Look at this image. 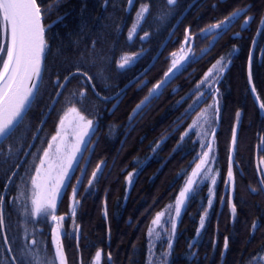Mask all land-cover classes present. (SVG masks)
Returning a JSON list of instances; mask_svg holds the SVG:
<instances>
[{"label":"trees","instance_id":"16d2710c","mask_svg":"<svg viewBox=\"0 0 264 264\" xmlns=\"http://www.w3.org/2000/svg\"><path fill=\"white\" fill-rule=\"evenodd\" d=\"M144 3H149V11L129 40L134 17ZM38 5L42 9L46 41L43 76L24 123L4 145L5 149L13 146V159L0 165V190L11 172H16L7 194L0 191L6 195L0 211L11 226L9 237L15 239L16 247L27 246L24 252L28 264H58L51 239L53 222L50 217L32 215L31 178L59 120L71 107L92 119L95 128L73 170L71 182L57 202L55 214L69 216L73 186L79 182L75 197L79 203L74 215L78 238L70 264H91L98 251L101 264L109 261L147 264L149 226L157 214L175 201L198 161L199 143L192 133L186 136L184 133L211 100L208 97L206 102L194 106L200 93L197 85L221 57L225 63L230 61V65L215 85L220 113L215 139L214 171L218 180L214 203L208 209L206 184L187 201L166 264H263L264 191L253 193L251 188H260L261 164L264 170V119L250 93L247 61L264 16V0H177L172 6L166 5V0H133L131 4L129 0H38ZM237 10H242V15L209 49L215 35L210 26ZM183 14L153 66L137 78ZM248 17L252 18L251 23L243 27ZM186 29L192 58L158 90L161 92L158 98H152L130 119L136 106L171 66L172 53L179 52L185 44ZM145 33L148 36L141 40ZM254 51L252 86L262 102L264 32L260 33ZM125 55L138 56L131 65L118 70L117 62ZM94 58L97 67L101 64L109 67L96 81L100 95L96 96L89 85L85 97H79V91L83 90L78 86L81 78L75 77L57 97L59 90L51 83L56 73L61 81L77 65L95 73ZM138 81H146L147 86L141 87ZM236 124L238 141L232 153L235 162L232 198L236 207L233 217L226 198L223 202L221 198L226 194L224 181L231 131ZM15 149L21 150L16 153ZM20 163L18 169L14 168ZM93 171L98 172L96 178L92 177ZM129 172L133 173V182L128 186ZM89 179H93L92 185L88 184ZM205 209L208 211L205 226L198 234ZM225 238H228L226 251ZM164 249V243H158L156 254Z\"/></svg>","mask_w":264,"mask_h":264},{"label":"snow or ice","instance_id":"6c2138e0","mask_svg":"<svg viewBox=\"0 0 264 264\" xmlns=\"http://www.w3.org/2000/svg\"><path fill=\"white\" fill-rule=\"evenodd\" d=\"M133 3V0H129V4ZM177 3V0H166V5L172 6ZM215 7V5H213ZM149 11V3L142 4L140 10L137 12L138 17H143L145 13ZM242 15V10H237L231 13L230 16H226L218 23H213L210 27L215 30L214 39L209 45V49L213 47L219 39L223 38V35L230 31L234 22ZM251 17L244 20L243 27L248 26L251 23ZM135 31V29H133ZM259 32H264V18L260 21ZM208 34V30H205V35ZM239 35V34H237ZM148 33H145L141 37V40L145 39ZM185 36H189L188 29L185 30ZM132 39L131 35L128 37ZM45 50V29L42 26V9L38 5V0H0V54H4L5 58L2 60V66H0V165L9 163L13 159V146L8 145L7 149L4 145L11 140L15 132L20 125L24 123L26 111L30 108L31 102L39 92L40 81L42 78V60ZM174 59L171 62V66L164 73L163 78L155 83L149 90L148 95L136 106L133 112V117L139 114L143 107L151 101L152 98H158L163 89L178 72L181 71V62L185 60V54L183 52L176 57V53L173 52ZM255 57V51L252 50L248 55L249 64V84H252L251 65ZM95 59L92 64V68L96 71L93 73L90 70L85 69L82 65H77L73 70L68 71L61 81L59 73H56V77L51 83L59 91L56 92V96L59 97L62 94V90L65 89L68 83L75 77H80L78 86L83 90L79 91L78 95L84 98L90 85L93 93L99 96L100 93L96 91V81L98 77L102 76L104 72L109 70V67L101 64L99 67L95 64ZM133 62V58L129 56L123 57L117 62V69L123 70L126 66ZM230 61L225 63L223 57L218 59L213 65L212 69L208 73H205L204 79L197 85V91L200 92V96L195 102L199 105L201 102H206L208 97H211L213 103L208 104V109L213 113V117L218 113L219 103V91L215 87V84L220 82V77L223 76L225 71L229 68ZM216 71L213 72L212 70ZM215 77V79H213ZM211 81V83H210ZM141 87L147 86V82H137ZM204 86H207L206 88ZM204 90H201V89ZM252 93H256V88L253 86ZM73 96L76 93L72 94ZM120 93H117L119 96ZM103 99H110L104 97ZM192 107V106H190ZM259 108L264 111V101L259 103ZM241 113L238 111L236 117L239 118ZM93 120L86 118V115L81 114L76 107H71L67 113L59 120V127L56 134L51 136V141L48 143L47 148L43 151V156L39 160V165L35 168V175L31 178V185L33 190L32 215L40 217H50L53 225L51 227V239L52 244L55 247L56 257L59 259V264H65L64 251L61 244L62 233L60 231L61 222L65 219L64 216L56 215L57 202L66 190L68 184L71 182L73 176V170L78 166L79 156L83 151L87 149L89 141L86 137L90 136V130L93 129ZM212 123V121H210ZM208 133H206L207 135ZM212 139L206 143L201 142V153L199 154V162L195 164V168L191 174L187 176L186 182L179 191L178 196L175 198V215L171 219V230L174 232L177 228V220L181 216L182 209L186 202L189 201L193 195L198 193L200 184L205 180H210L211 187L208 189L207 204L209 208L214 203L215 186L217 185V175L212 174L213 168L210 166L211 162L215 159L213 152V144L216 139V129L213 126L211 129ZM188 135H191L189 133ZM183 139V137H182ZM238 141V124L232 127L231 131V146L228 156V168L226 179L224 181L226 189L234 187V159L233 151ZM21 149H15L18 153ZM264 163V161H262ZM207 166V167H206ZM15 165L14 168H18ZM101 169V165H97V170ZM16 175L15 170L11 172L8 177V181L5 183L3 191L7 194L9 184L12 178ZM97 171L92 172V177L96 178ZM258 175L262 177L260 180V188L252 187L253 193L264 191V171H258ZM128 183L133 182V173H128ZM88 184H93V179L88 180ZM79 189V182L73 186V207L72 213L75 215V204L79 203L75 199ZM87 194V190H86ZM226 198V202L230 208V212L234 217L236 214V207L233 203L232 195L229 191H226L225 197L221 198L222 202ZM6 195L0 194V206L5 202ZM13 201H10V203ZM208 214L205 209L204 215L200 217V227L197 229L199 234L200 230L205 226V219ZM161 214H157L152 221L153 225H158L161 221ZM256 225H253L255 228ZM11 226L6 222L5 215L0 211V264H28L26 260V253L24 248L27 246L16 247V241L14 238L9 237V231ZM168 248H172V242L169 241ZM228 248V238H225L224 249ZM101 258V252L96 253V261ZM111 264V261H109ZM148 264H153L149 261Z\"/></svg>","mask_w":264,"mask_h":264},{"label":"rangeland","instance_id":"374dc122","mask_svg":"<svg viewBox=\"0 0 264 264\" xmlns=\"http://www.w3.org/2000/svg\"><path fill=\"white\" fill-rule=\"evenodd\" d=\"M143 17H138L137 14L135 15L133 24H132V26H131V28L129 30V33H128V37H129V35H131L132 38L134 37V35L137 32V28L140 25ZM133 29H135V31H133ZM211 31H212V29H211ZM182 52H183V54H185V60L181 62L182 66H183L189 59L192 58V52H191V49H190V45L185 43L181 47L179 52L176 53V57L175 58H179V56L181 55ZM125 56L132 57L133 58V62H134L138 55H125ZM125 56H123V57H125ZM4 58H5L4 54L2 55V58L0 56V66H2V60ZM173 59H174V57L172 56V60ZM133 62H131L130 65ZM128 66H126V67H128ZM211 69H212V67H211ZM212 71L215 72L216 70L213 69ZM213 79H215V77H213ZM210 83H211V81H210ZM204 87L206 88L207 86H204ZM201 90H204V89L202 88ZM199 96H200V93H199ZM196 101H197V99H196ZM211 103H213L212 99L210 100L209 104H211ZM196 105L197 104L194 103V106H196ZM218 109H219L218 113L213 117V113L211 112V110L208 109V105L203 107L202 110H200V112L197 113V115L191 121V123L188 126L186 132L184 133L185 136L188 135L189 133H192L194 135L195 140L199 143V147H200L199 154L202 151L201 150V146H200L201 142H205L206 143L208 140L212 139V136L210 134L212 127L214 126L215 129L217 130L218 121H219V113H220L219 103H218ZM67 112H68V110L65 113H67ZM65 113H64V115H65ZM210 121H212V123H210ZM58 127H59V122H58V125L56 127V131H57ZM94 128H95V123H93V129L90 130V136L86 137V139L88 141L90 140V137L93 134ZM206 133H208V134L206 135ZM55 134H56V132H55ZM213 152H214L215 158H216L215 141H214V144H213ZM82 153L78 154L79 159H80ZM198 157H199V155H198ZM198 162H199V159H198L197 163ZM214 163H215V159L211 162V165H210L213 168V170H214ZM194 168H195V166L192 168V170ZM192 170L190 171V173L188 175L191 174ZM261 171H264L262 164H261ZM212 174L217 175V173L215 171H213ZM186 179H185V181H184V183H183V185H182L180 190H182V188H183V186H184V184L186 182ZM204 184L207 185L208 189H209V187H211L210 180H205L203 183L200 184V187L202 185H204ZM127 185L128 186L130 185L128 183V181H127ZM215 188H216V186H215ZM224 190L225 191H229L231 193V195H232V188L231 189H226V185H225L224 186ZM207 195H208V191H207ZM32 198H33V190H32ZM185 206H186V204H185ZM185 206L182 209V213H183V211L185 209ZM72 207H73V203H72V206H71L70 215L69 216H64L65 219L61 222V228H60V231L62 233L61 244H62V248H63V251H64L65 264H70L71 254L76 249V245H77L76 242H77V238H78V228H77V226L75 224V218H74V215L72 213ZM76 207H77V204H75V210H76ZM174 209H175V201L172 204L166 206V208L161 212L162 213L161 221H160V223L158 225H153L151 223L150 226H149L148 233H147V236H148V239H149V250H148L147 264H148L149 261H152L153 264H166V262H167V259H168V256H169V251H170V249L168 248V243H169V241H171L172 244H173L175 236H176V229L173 232L171 230V223H170L171 219L175 215ZM208 209H209V206H208ZM182 213H181V215H182ZM180 218H181V216L177 220V225H178V222H179ZM65 222H67V230L65 229ZM199 227H200V223H199ZM158 243H164V246H165L164 251L161 254H159V255L156 254V250H155V247H156V245ZM57 261H58V264H59V259L58 258H57ZM261 261L264 264V255L261 257ZM91 264H101V259L99 261H96V259L94 258V260H93V262Z\"/></svg>","mask_w":264,"mask_h":264},{"label":"water","instance_id":"95a60500","mask_svg":"<svg viewBox=\"0 0 264 264\" xmlns=\"http://www.w3.org/2000/svg\"><path fill=\"white\" fill-rule=\"evenodd\" d=\"M184 16V14L180 17V19L178 20V22L175 24V26H174V28L172 29V31L170 32V34L168 35V37L166 38V41L163 43V45H162V47L160 48V50L158 51V53H157V55L154 57V59L151 61V63L148 65V67L143 71V73H141L137 78H140L141 76H143L152 66H153V64L155 63V61L157 60V58L160 56V54H161V52H162V50L164 49V47H165V45L167 44V42L169 41V39L171 38V36H172V34H173V32H174V29L177 27V25L179 24V22L181 21V19H182V17ZM263 18H264V16H263ZM42 26H43V19H42ZM44 27V26H43ZM260 28V24H259V27H258V29ZM258 29H257V31H256V34H255V36H254V39H253V42H252V45H251V48H250V51H252V50H254L255 49V46H256V43H257V40H258V38H259V35H260V33L261 32H259L258 31ZM45 53H46V41H45V50H44V53H43V60H42V76H43V71H44V64H45ZM248 75H249V64H248V61H247V79H248ZM137 78L136 79H134V80H132V81H130L119 93L121 94L124 90H126L127 88H129L136 80H137ZM41 80H42V78H41ZM39 83H41V81L39 82ZM248 85H249V89H250V93H251V95H252V98H253V100H254V102H255V104H256V107L258 108V110H259V112H260V114H261V116L263 117V119H264V111H261V109L259 108V100H258V98H257V96H256V94L255 93H252V91H251V89H252V84H249V80H248ZM36 97V96H35ZM35 97H34V99H35ZM34 99L32 100V102H31V105H32V103H33V101H34ZM31 107V106H30ZM30 109V108H29ZM29 109L26 111V114H27V112L29 111ZM34 140H35V138H34ZM33 140V141H34ZM20 165H21V163L18 165L19 167H20ZM18 167V168H19ZM17 168V169H18ZM16 169V170H17Z\"/></svg>","mask_w":264,"mask_h":264},{"label":"flooded vegetation","instance_id":"af4514ba","mask_svg":"<svg viewBox=\"0 0 264 264\" xmlns=\"http://www.w3.org/2000/svg\"><path fill=\"white\" fill-rule=\"evenodd\" d=\"M2 55H3V54H0L1 58H2Z\"/></svg>","mask_w":264,"mask_h":264}]
</instances>
